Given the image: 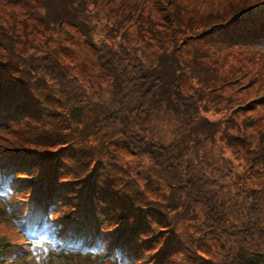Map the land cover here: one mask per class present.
<instances>
[{"label": "trees", "instance_id": "1", "mask_svg": "<svg viewBox=\"0 0 264 264\" xmlns=\"http://www.w3.org/2000/svg\"><path fill=\"white\" fill-rule=\"evenodd\" d=\"M187 1L154 4L165 13L160 18L165 26L162 31L152 22L155 8L146 1L119 6L113 0L0 2V129L15 125L25 133L18 144L0 145V181H5V191L14 201L22 202L12 206L16 214L23 213L15 220L22 218L29 225L47 212L65 225V230L59 228V236H67L64 252L72 244L84 250H75L78 256H96L93 258L112 264H258L264 259L261 238L256 240L260 252L241 233L234 235L235 250L217 251L219 246L210 243L220 238L223 223L218 218L225 217L232 206L245 221L254 217L251 210L263 202L264 187L233 185L222 194L208 181L206 172L200 169L196 174L194 166L190 167L198 157L189 151L200 152L206 143L212 146L217 136H227L236 127L229 109L217 122L204 117V106L215 101L207 91L211 79L206 76L207 65L198 63L197 54L209 48L264 49V0L227 1L216 11L189 7L183 4ZM17 2L25 6L23 11L14 6ZM8 7L17 10L6 19ZM91 9L105 19L106 32H112L117 43L106 36L94 40L88 17ZM35 25L47 28L49 34L35 33ZM133 25L134 33L130 32ZM37 39L39 43L31 45ZM75 39L91 54L107 88L94 86L83 73L85 82L94 93L111 94L109 106L106 100L100 102L107 106L100 114L101 123L71 124L50 87L52 81L62 93L78 97L79 104L95 103L81 93V81L59 62L55 45ZM200 59L206 62L207 56ZM212 80L214 85L216 80ZM191 81L198 86L195 95L186 92ZM33 108L43 116L51 115L48 122L32 116L35 113L30 115ZM158 129L162 138L168 131L180 138L172 137L168 143L163 139L162 143L155 136ZM104 133L111 138L106 140ZM100 135L104 139L99 143L101 150H112L115 156L129 146L119 137H130L138 156H147L146 161L160 176L167 175L176 186L181 182L186 186L165 196L150 180L140 183L130 177L111 154L103 156L101 168H90L89 161L66 167L58 157L62 148L51 155L53 147L63 142L70 148L75 136L78 142L87 143ZM181 160L186 161L182 170ZM253 171H247L249 183ZM193 189L189 196L186 190ZM3 251L15 257L13 262L3 263V253L0 264L24 263L18 257L25 254L26 245L3 240L0 253Z\"/></svg>", "mask_w": 264, "mask_h": 264}, {"label": "rangeland", "instance_id": "2", "mask_svg": "<svg viewBox=\"0 0 264 264\" xmlns=\"http://www.w3.org/2000/svg\"><path fill=\"white\" fill-rule=\"evenodd\" d=\"M143 1H146L147 5H153L155 8L152 22L156 24V29L159 31L164 30L165 26L160 18L164 17L165 13L160 10V7L154 4H157V2L165 3V0H113V5L119 6L122 2H128L131 5H135L137 2L144 4ZM227 1L241 4L245 0H189L183 4L195 8L202 7L203 10L216 11L219 7L225 5ZM257 1L259 0H246V2L256 3ZM0 2L5 3V0H0ZM14 6L19 7L22 11L25 7L19 2ZM17 7H8L5 10L4 18L7 19V14L14 13ZM88 17L91 27L93 28L95 41L106 36L111 43H117L116 39H113L112 32H106H109V28L104 24L105 19L101 17L100 14L96 13V9H91ZM34 28L35 33L44 31L49 34L50 32L42 25H38V27L35 25ZM230 30L231 29L228 28L226 33L230 32ZM130 32H136V27L134 25L131 26ZM39 41V39L33 40L31 45H37ZM76 42L79 41L75 39V41L71 43L70 41L61 40L58 45H55V47H57V54L60 57L59 62L66 71L70 72L81 81V85H83L82 91H87L81 93L85 96H90L91 100H94L95 103L85 105L79 104L81 101L78 97L76 98L72 97L71 94L62 93L59 86L55 85L52 81H50V87L52 92L59 99V108L66 113L71 124L75 125L76 122L80 121L79 123L84 125L87 120H89V122L98 121L101 123L102 121L99 119L101 117L100 114L104 112V108L107 107L106 104L108 105V103H111L112 99L109 98L111 94H105L102 90L101 92L94 93L93 90L95 89L85 82L83 73H86L85 75H87L89 81L94 86L96 85V87L99 88V86L102 85L103 90L107 88V82L105 80L103 81L102 78L98 76V66L95 65L91 54L86 50L84 45L77 44ZM202 55L207 56L206 62H202L200 59ZM197 57L199 58L198 63L207 65L209 72L206 76L211 78L210 88L207 91H209V96L215 101L214 104L210 106H204L206 108L203 113L204 117L210 121L217 122L224 116L225 110L229 109L228 112L231 114V118L234 121L233 124L236 127L230 129L227 136L222 134L217 136L212 146L206 143L204 148H202L203 150L201 149L200 152H195L193 151L195 149L191 148L189 151H191V154L196 155L198 159H194L193 163H190V167L194 166L196 174H200V169L206 172L207 176L205 174L203 175L206 176L208 181L213 186H216V189L220 190L222 194L228 192L229 186L233 185L243 188L244 186L249 188L250 185L251 187H256L258 185L264 187V49L246 50L231 48L218 51L209 48L207 52L197 54ZM214 62H218L217 65L208 64ZM212 79L216 80L214 85L211 84L213 81ZM190 83L192 85L188 87L186 92L194 95L197 94L198 86H196L193 81ZM73 84L78 83L74 82ZM103 100H106V104L100 103ZM32 113H35V115H32ZM25 115H28L27 112ZM30 115H37L45 122H48L51 117V115L46 117L39 114L34 108ZM74 125L71 127H74ZM18 127L20 126L14 125L13 127H9V129L7 128V130L0 129V145L5 142L9 144L20 143L25 133L17 129ZM154 132L157 134L155 136L160 139L159 141L162 143L163 139L168 143L172 137L177 138L179 135L168 131V133L163 135L164 138H162L160 129ZM107 133L103 135V137L107 136L106 140L111 138ZM103 137L100 135L99 137L91 138L90 142L81 143L77 141L78 137L75 136L74 141L72 140V142H69L73 143L70 148H68L69 145L64 146L67 143L65 144V142H63L61 146L53 147L55 149H53L51 155H55L56 151H60L62 148V153L58 157L60 163H64L66 167L73 162L83 163L84 161H89L90 168L94 165L99 168L104 167L102 162L105 161V158H103V156L108 154L115 155L112 150H109V152H103L101 150L99 143L104 140ZM119 138L122 139L124 144L129 146L128 149L122 146L125 150L122 151L120 155H116L115 158L118 164H122L126 167L125 170L130 177L135 180L137 178L140 183L150 180L153 185H157L159 193L165 196H167L172 189H176L177 191L179 186H186L185 183L182 182L176 186L174 182L169 180L167 175L166 177H164V175L160 176L157 168L146 161L148 159L147 156H143L142 158L138 156V152L134 149L130 137L126 139L123 137ZM98 150H100L102 154H100ZM200 157L202 159H200ZM179 166L182 170V168L186 166V161L181 160ZM219 167H221V169H219ZM249 169L254 170L251 174L250 183L246 178ZM223 170L224 172H222ZM137 173H139V178L137 177ZM221 177L223 178L221 179ZM4 182H0V241H11L18 246H22L23 244L26 245L24 256L18 257L21 260L24 259L23 264H112L109 262H101L97 258H93L96 256H93L92 259L86 258L83 255L78 256L76 251H84L83 249L80 250L79 246H72V249H67L64 252L62 249V243L64 241L51 238L53 233L50 229L58 228L61 224L54 216L46 217L43 214L42 217H40V222L34 224L30 223L29 225L28 222H25L26 220L22 218L15 220L17 215L19 216V214L23 213L16 214L12 206H18L22 202L14 201L15 197L4 190ZM231 190H233V188ZM186 191L189 196H191L194 189ZM263 202L261 200L258 202L256 208L251 210L255 212L254 217H249L246 221L242 214L234 211V206H232L229 211H226L225 217L218 218L223 223L222 234L220 238L210 242L215 246H219L216 247L218 248L217 251L221 248L224 250L226 249L227 252L230 249L235 250L234 235H239V233H241L244 239L250 242L249 245H254L256 250L260 252L256 240L261 238L264 241ZM25 207H28V205L26 204L23 206L21 211ZM8 211L11 212V216H9ZM51 221H53V223ZM24 225L26 226L25 228ZM17 240L18 242H15ZM50 242L52 246L48 247ZM8 248L9 247H6V249ZM245 248L248 249L249 246L246 245ZM85 252L88 253L87 251ZM13 256L11 252L5 253L2 262L10 263V259H13ZM13 261L14 260H11V262ZM258 264H264V259Z\"/></svg>", "mask_w": 264, "mask_h": 264}]
</instances>
